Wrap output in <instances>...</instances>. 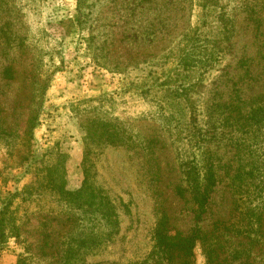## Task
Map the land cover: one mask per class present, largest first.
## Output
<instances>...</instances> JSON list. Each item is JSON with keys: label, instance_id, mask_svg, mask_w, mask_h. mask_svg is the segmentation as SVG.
Listing matches in <instances>:
<instances>
[{"label": "rangeland", "instance_id": "rangeland-1", "mask_svg": "<svg viewBox=\"0 0 264 264\" xmlns=\"http://www.w3.org/2000/svg\"><path fill=\"white\" fill-rule=\"evenodd\" d=\"M189 40L216 42L171 111L141 77L191 53ZM252 56L264 58V0H0V264H64L67 252V264H144L162 209L186 222L197 212L179 194L194 158L217 172L209 225L230 218L237 189L243 210L259 209L264 123L218 122ZM225 71L239 75L219 82ZM85 182L118 212L113 239L99 242L95 214L69 194ZM194 259L208 264L201 245Z\"/></svg>", "mask_w": 264, "mask_h": 264}, {"label": "trees", "instance_id": "trees-1", "mask_svg": "<svg viewBox=\"0 0 264 264\" xmlns=\"http://www.w3.org/2000/svg\"><path fill=\"white\" fill-rule=\"evenodd\" d=\"M215 42L216 40H189L191 53L181 51L178 59L170 62L162 75L152 77L150 70L141 77L140 85L145 87L143 93L162 92L164 98L170 99L167 103L169 109L175 111L174 104L179 105L178 99L183 95L186 96L189 88L193 86L188 82V78H191L189 73L211 63L208 56ZM213 59L218 63L217 58ZM262 59L264 58L252 56L241 63L246 67L245 74L232 83L228 89L230 92L227 99L218 102V122L222 125L230 122L229 119H234L235 115L238 117L235 123L243 132H248L253 126L264 123V60ZM229 73L225 71V74L219 77V82L229 79L231 81L235 75H239L234 73L235 75L229 76ZM226 74L227 77H224ZM221 99L223 96H220ZM179 107L183 117L184 108ZM171 111L167 116L173 119L175 114ZM30 115L29 124L32 129L38 117L37 107L31 108ZM182 117L176 121L179 124L188 123V120L185 121ZM192 118L195 120V116ZM9 135L8 130L0 126V140ZM198 135H201L199 131ZM186 137L190 138L188 134ZM108 138H111L110 134ZM238 172L239 174H234L233 182L238 180L243 183V174L240 170ZM182 176L186 186L179 187V194L191 201L196 206L197 212L190 222H186L185 218H180L177 213L168 212L166 208L162 209L158 216L151 258L144 264H191V261L195 260L194 249L197 245L202 246L208 264H264V186L259 187V194L263 198L259 209L255 207L243 210L239 195L236 197L237 189L234 192L236 199L230 218L227 221L218 219L214 225H209V218L205 213L209 210L211 195L216 191L217 172L214 168L206 172L199 171L194 158L182 170ZM263 181L261 180L260 183L262 184ZM234 187L236 189V186ZM88 189L85 182L81 189L69 194L74 195L75 200H79L77 209L81 214L88 215L90 212L95 214L93 228L99 227V242L113 239L116 234L115 229L119 225L118 212L114 204L101 194L96 193L94 197H90L88 193L90 189ZM103 225L111 227L104 228ZM3 235H5L4 230ZM71 259L69 252L61 256L64 264Z\"/></svg>", "mask_w": 264, "mask_h": 264}]
</instances>
